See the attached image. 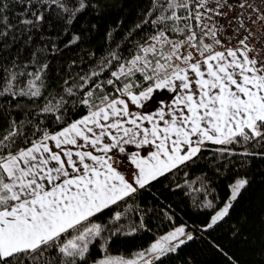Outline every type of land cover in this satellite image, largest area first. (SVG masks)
<instances>
[{
    "label": "snow or ice",
    "instance_id": "snow-or-ice-1",
    "mask_svg": "<svg viewBox=\"0 0 264 264\" xmlns=\"http://www.w3.org/2000/svg\"><path fill=\"white\" fill-rule=\"evenodd\" d=\"M111 6L0 0V264H197L194 241L249 264L233 242L264 160V0H142L93 43ZM258 211L251 264L264 194Z\"/></svg>",
    "mask_w": 264,
    "mask_h": 264
},
{
    "label": "trees",
    "instance_id": "trees-1",
    "mask_svg": "<svg viewBox=\"0 0 264 264\" xmlns=\"http://www.w3.org/2000/svg\"><path fill=\"white\" fill-rule=\"evenodd\" d=\"M142 0H110L111 7L105 12L103 17L100 19L101 33H98L93 38V43H98L102 35L103 26L106 22H111L116 18L122 11L127 10L129 13L128 19L131 20L132 16L136 10V7ZM123 4V8H120L119 5ZM248 175L251 177V184L244 191L243 196L240 199L238 205V210L249 209L250 206L253 209L250 216V235L249 240L244 242H233V250L241 257L242 260L249 262L258 261L256 252L259 251V238L261 234V221L259 216V207L261 202V196L264 194V160L252 159V165L249 169ZM159 187V184H157ZM223 189V182H221V190ZM165 195H169L165 193ZM178 204L176 208L177 213V223L182 222L181 215L187 217L192 214L189 211L186 201L182 200L177 194L173 197ZM183 210V212L181 211ZM195 211L194 209L192 210ZM226 236V234H225ZM253 236H255V241L253 242ZM148 234L143 235H133L127 238H118L114 244L113 248H121L124 250L135 248L138 245L148 242L152 239ZM191 252L197 260V264H225L223 257L214 252L213 250L207 248L201 242L194 241L192 244L187 245L184 249L181 250V253ZM174 257L169 259H162L160 264H171V260H174Z\"/></svg>",
    "mask_w": 264,
    "mask_h": 264
},
{
    "label": "crops",
    "instance_id": "crops-1",
    "mask_svg": "<svg viewBox=\"0 0 264 264\" xmlns=\"http://www.w3.org/2000/svg\"><path fill=\"white\" fill-rule=\"evenodd\" d=\"M157 91H159L161 94L158 95V96H155V100L152 101V103L147 104L146 107H145V110H153L152 104H156L158 106L159 100L165 98V90H157ZM154 95H155V93H154ZM129 149L130 150H135V146L130 145L129 146ZM117 162L119 163V161H117ZM120 167L123 170L124 165L123 164H120Z\"/></svg>",
    "mask_w": 264,
    "mask_h": 264
}]
</instances>
